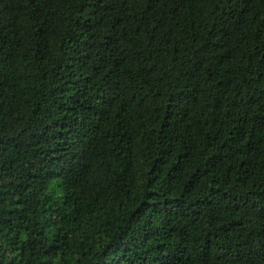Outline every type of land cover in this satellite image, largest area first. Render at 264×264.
<instances>
[{
	"label": "trees",
	"instance_id": "1",
	"mask_svg": "<svg viewBox=\"0 0 264 264\" xmlns=\"http://www.w3.org/2000/svg\"><path fill=\"white\" fill-rule=\"evenodd\" d=\"M0 264H264V0H0Z\"/></svg>",
	"mask_w": 264,
	"mask_h": 264
}]
</instances>
